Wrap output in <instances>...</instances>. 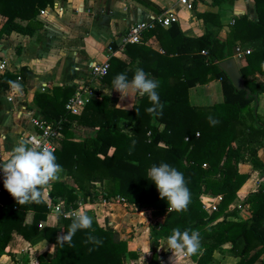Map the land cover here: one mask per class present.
I'll return each instance as SVG.
<instances>
[{"label":"trees","instance_id":"obj_1","mask_svg":"<svg viewBox=\"0 0 264 264\" xmlns=\"http://www.w3.org/2000/svg\"><path fill=\"white\" fill-rule=\"evenodd\" d=\"M139 1L151 6L147 0ZM221 1L233 0H211L210 3L216 5ZM252 1L254 17L233 15L232 24L223 39L217 37L221 28L219 16L209 11L195 14L205 25L198 37L182 35L173 24L164 31L155 26L143 33L155 32L161 37V32L180 40L172 56V62L177 66L171 65V73H164L165 70L157 66L149 70L141 66L143 70L147 68L149 79L159 82L156 91L164 105L160 116L146 111L151 107L146 96L125 110L115 108L109 95L103 94L99 99H89L79 112L73 114L64 107L67 98L74 93L73 87L63 85L54 87L51 95H33L40 108V116L60 121L63 136L54 155L70 182L57 181L50 186L47 196L51 203L61 200L67 209L74 208L78 201H92L98 195L105 198L118 196L139 208L151 209L153 216L162 215V220L151 227L149 235L153 242L158 238L166 239L174 228L199 231L203 254L190 258L195 264H213L210 263L213 250L225 242H230L231 253L238 257L235 264H254L260 255L257 264H264V182L246 199L248 218L240 219L234 211L227 212L228 205L246 178L245 173L237 171V163L247 160L253 168L264 172V163L256 156L257 149L264 145V119L256 113L255 105L256 97L264 95V83L248 78L255 72L264 75V0ZM35 3V0H0V14L5 15L1 31L31 35L40 29V22L34 18L39 12ZM15 17L26 22H16ZM236 43L249 47L244 56L245 63L238 68L243 85L249 91L247 97H244L243 90L234 89L217 66V62L231 55ZM126 46L123 51H128ZM161 49L168 54L162 44ZM201 50L205 53L202 54ZM161 57L165 59L164 55ZM110 59L100 83L112 86V80L120 73L132 79L131 69L123 72L124 64ZM26 71L25 66H19L18 75L22 81ZM169 75L176 81L160 84ZM198 75L219 79L220 102L206 106L188 103L187 89L195 85ZM11 78L8 72L2 74L0 88L5 87V82ZM209 117L218 123H210ZM72 123L93 126L94 129L82 140L72 141ZM160 123L162 127L159 129ZM127 124H130L129 130L125 133L123 128ZM110 147L112 150L108 153ZM162 162L184 175L190 190L186 211L168 212L166 200L159 197L155 184L147 178L148 169ZM202 194L220 196L216 209L209 214L202 208ZM0 201V254L6 253L4 248L9 233L15 230L27 241L45 239L56 245L51 261L39 258V264H123L122 254L134 255L124 240L114 239L113 232L98 226L94 219L91 229L77 231L72 246L67 243L61 246L56 232H67L71 223L67 216H59L54 227L38 228L39 221L44 220L49 211L44 202L19 205L3 187ZM26 210L32 212L29 223L23 222ZM88 233L102 239L103 243L99 246L85 243ZM251 250L253 252L249 254ZM6 254L17 262L13 253ZM19 260L18 264H27V253L23 252ZM149 264H163L158 262L155 251L151 253Z\"/></svg>","mask_w":264,"mask_h":264},{"label":"crops","instance_id":"obj_2","mask_svg":"<svg viewBox=\"0 0 264 264\" xmlns=\"http://www.w3.org/2000/svg\"><path fill=\"white\" fill-rule=\"evenodd\" d=\"M147 1L151 6L143 5L139 0H38V2L35 0L34 6L38 11L43 10L44 13L39 14L38 12L35 15L34 18L40 22L41 28L36 29L31 35L14 31L2 32L1 25L5 15L0 14V64H3V68H0V76L7 72L12 75V78L5 82V87L0 88V161L7 159L14 146L21 138H24L23 135L32 131L30 116L39 114L40 111L39 106L33 100L35 93L51 95L54 87L63 85L73 87L75 91L80 83H88L89 86L97 89V91H92L89 99H99L101 95L106 94L111 98L115 108L129 110L138 102L140 96L135 95L121 99L120 93L111 89V85L100 83L99 79L90 80L86 70L88 63L112 58L109 61L118 60L124 64L123 72L131 69L130 72L133 75L137 68L142 69L141 66L148 67V70L150 67L157 66L159 69L165 70L164 73H171V65L177 66L176 62H172L174 61L172 56L180 40L176 37L172 38L170 34L160 32L161 37H158L155 32L143 35L144 32L155 26L164 31L173 24L182 35L198 37L203 33L205 25L195 14L209 11L218 14L221 28L217 32V37L223 39L232 24L233 15L254 17L252 0L221 1L216 5H212L211 0H195V2L188 0L190 8L178 0ZM165 11L173 12L177 20L167 27L153 25L142 33V39L139 42L121 44L120 37L125 34L129 25L136 21L152 19ZM14 21L21 24L26 22L18 17H15ZM161 44L168 54H164ZM125 45L128 46H126L128 51H123ZM107 46L110 47V51L107 50ZM235 46L249 49V47L238 43ZM235 46L231 49L229 57L234 55ZM202 51L205 53V50L200 52L202 53ZM162 55L165 59L161 57ZM235 62L239 68L245 63V59ZM19 66H25L27 69L23 81L18 75ZM146 70L147 68L144 70L145 73L149 75ZM248 78L264 83V75L256 72L249 75ZM173 81L175 82L176 78L169 75L167 80H161L160 84H166V82L172 84ZM219 82V79L213 76L198 75L195 85L187 89L188 103L195 106H206L220 102L222 96ZM14 84L19 85V88L14 89ZM7 97L11 99L8 100ZM255 105L256 113L264 119V95L256 97ZM129 125L127 124L123 128V132H128ZM161 127L160 123L158 128ZM93 129V126L72 123L70 140H82ZM62 138L61 133V137L55 140L58 146L54 150L60 148ZM111 150L112 147L109 148L108 153ZM256 156L264 163V145L257 149ZM242 162L237 163V171L245 173L246 178L236 191L235 198L228 205L227 212L234 211L237 218L246 219L249 216L246 199L262 185L264 172L261 169L253 168L247 160ZM60 175L59 181L70 182L65 169ZM3 180L1 187L4 188ZM96 190L100 192V189L96 188ZM104 198L98 195L92 201H78L74 208L64 209L60 199L56 203H51L46 190L44 203L49 207V211L46 213L45 219L39 221L38 228L56 226L58 217L54 206L57 204L58 209L62 210L61 217H66L63 214L68 215L69 212L83 208L90 212L91 216H94L93 219L98 226L114 232L116 228L115 220L113 221L116 214L114 207L124 204L126 206L124 208L130 209L134 207V204L124 199L121 202H116L115 199L108 201V198ZM200 200L202 208L209 214L216 209L220 196L202 194ZM211 206H214V209H211ZM142 209L150 210L149 208ZM31 219L32 212L26 210L23 222L29 223ZM219 219L220 217L217 218V220ZM56 234L57 236L61 235V231H57ZM147 237L150 238V235L148 234ZM230 246V242H225L218 249L213 250L210 263L235 264L238 257L231 253ZM55 248L54 243H49L45 239L27 241L15 230H11L4 250L6 253H13L17 262H13L4 253L0 254V264H18L23 252H26L28 256L27 264H39V258L49 262L54 256ZM128 249L131 247L128 246ZM152 251H155L158 262L163 264H195V261L187 257L174 256L173 258L171 250L167 248L165 238L152 241L147 264H149ZM252 252L253 250L249 254ZM164 255L166 262L162 260L165 259ZM261 256L254 264L258 263ZM125 257L129 262L130 256L127 254L121 255L122 261Z\"/></svg>","mask_w":264,"mask_h":264},{"label":"clouds","instance_id":"obj_3","mask_svg":"<svg viewBox=\"0 0 264 264\" xmlns=\"http://www.w3.org/2000/svg\"><path fill=\"white\" fill-rule=\"evenodd\" d=\"M158 86V81L149 79L143 69L137 68L131 80L124 73L117 74L112 80L111 89L119 92L121 99L135 95L146 96L151 103V107L146 111L154 116H160L164 105L156 91ZM13 88L18 89L19 85L14 84ZM209 121L212 124L218 123L211 117ZM0 170L4 175V188L19 205L43 203L46 190L61 179L60 174L63 172L61 165L56 162L53 148L43 146L40 141L27 137L21 138L7 159L0 161ZM147 178L155 184L159 197L166 200L168 212L186 211L190 203V190L183 173L162 162L148 169ZM61 214L60 209H57V217ZM67 218L71 220L67 232L57 237V242L61 246L65 243L72 246V239L77 231L91 229L93 224V218L83 208L69 212ZM84 242L96 246L103 243L102 239L91 233H88ZM166 244L174 256L190 259L197 254H203L201 236L197 230L181 231L174 228L166 238ZM148 252L149 250L144 254Z\"/></svg>","mask_w":264,"mask_h":264},{"label":"built area","instance_id":"obj_4","mask_svg":"<svg viewBox=\"0 0 264 264\" xmlns=\"http://www.w3.org/2000/svg\"><path fill=\"white\" fill-rule=\"evenodd\" d=\"M178 1L182 4H185L187 8H190V3L188 0H178ZM43 13H44L43 10H39V14H43ZM176 20L177 18L173 12L165 11L163 13L154 16L152 19H148L144 21H136L131 25H129L125 34H123L120 37L121 44L139 42L142 39V33L145 30L150 29L153 25L157 24L161 27H167ZM107 50L110 51L109 46H107ZM248 51H249L248 48H241L240 46H235L234 55L232 57L235 61H242L245 54ZM202 53L204 54V51H202ZM108 67H109L108 58L100 62H90L87 64V68H86L87 75L90 80L100 79L103 75L106 74ZM0 68H3V64H0ZM93 90L97 91L95 87L89 86L88 83H80L78 87L75 89L74 93L65 101L64 103L65 109L73 114L79 112L81 108L84 106V104L88 101L89 96L92 94ZM101 90L103 91V89ZM7 99L10 100L11 98L7 97ZM30 124L32 127V131L24 134L23 137L40 141L43 144V146L51 147L53 149H55L58 146L55 140L61 137L60 121L54 122L51 120H46L39 114H34L30 116ZM202 166L206 167L205 164H202ZM3 179H4V175L2 170H0V193H1V181ZM112 199H115L116 202L123 201V199L118 196L108 197V201H113ZM54 208L55 210H57L59 206L55 204ZM211 209H214V206H211ZM63 215L67 216V214H63Z\"/></svg>","mask_w":264,"mask_h":264},{"label":"rangeland","instance_id":"obj_5","mask_svg":"<svg viewBox=\"0 0 264 264\" xmlns=\"http://www.w3.org/2000/svg\"><path fill=\"white\" fill-rule=\"evenodd\" d=\"M244 160L243 162H245ZM242 162V163H243ZM124 204L114 207L115 217L113 219L115 223V231L113 232L114 239L124 240L134 254L130 257L129 262L127 257L122 261L123 264H147L148 253L144 254L147 250H150L152 246V238H148V234L151 232V227L156 221L162 220V215L153 216L150 210H144L134 205L133 208H124ZM94 218V216L92 215ZM144 256V259H143ZM174 258V255L172 254ZM165 258V255L164 257ZM166 262V258L162 259ZM169 263V262H168Z\"/></svg>","mask_w":264,"mask_h":264},{"label":"water","instance_id":"obj_6","mask_svg":"<svg viewBox=\"0 0 264 264\" xmlns=\"http://www.w3.org/2000/svg\"><path fill=\"white\" fill-rule=\"evenodd\" d=\"M217 66L223 71L229 82L235 90H243L244 97H247L249 91L244 87L242 77L239 73L238 66L232 57L217 62Z\"/></svg>","mask_w":264,"mask_h":264},{"label":"bare ground","instance_id":"obj_7","mask_svg":"<svg viewBox=\"0 0 264 264\" xmlns=\"http://www.w3.org/2000/svg\"><path fill=\"white\" fill-rule=\"evenodd\" d=\"M98 214H99V212H98Z\"/></svg>","mask_w":264,"mask_h":264}]
</instances>
